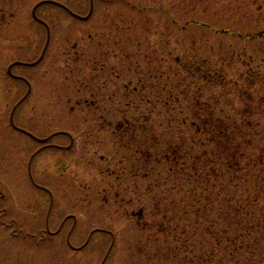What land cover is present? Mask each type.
I'll use <instances>...</instances> for the list:
<instances>
[{"label":"rangeland","instance_id":"374dc122","mask_svg":"<svg viewBox=\"0 0 264 264\" xmlns=\"http://www.w3.org/2000/svg\"><path fill=\"white\" fill-rule=\"evenodd\" d=\"M52 1L91 10L0 0V264H264V167L208 143L204 194L168 150L264 127V0Z\"/></svg>","mask_w":264,"mask_h":264},{"label":"trees","instance_id":"16d2710c","mask_svg":"<svg viewBox=\"0 0 264 264\" xmlns=\"http://www.w3.org/2000/svg\"><path fill=\"white\" fill-rule=\"evenodd\" d=\"M180 134L181 133H179V135ZM193 134H201L204 136V138L201 139L200 137H198V135L197 139L192 137L188 145L186 146V149L182 145L181 136L178 137L179 139L176 142H169L170 148L168 147V150L172 151V164L170 167L171 170L176 167L180 168L182 170L180 174H186L190 178L194 176L195 180H198L199 184L201 185L204 194L206 192H210L209 186L208 184H206V179L209 181V177H207V175L215 177L219 173L218 170H214V168L210 167L213 166L219 155L217 158H215L214 153H211L207 150L208 143H222L224 147L225 143L233 144V147L229 148L230 150H233L232 160L230 161L229 159H227V164L223 166H232L234 168V178L232 181L233 187L240 185L241 183L245 184V182L248 180V177L251 176L248 174V172H253L258 168L264 167V127L258 126V128H239L237 126H227L225 123H219L215 126L202 128L201 130L196 131V133ZM232 134L241 135L243 137V141L239 139H232ZM172 143H177V145L174 146L172 145ZM245 144H248L251 149H257V152L259 153V155L257 156L258 162H253L248 154H243L242 149ZM168 150H166V153H171ZM208 158H211L212 162L207 163ZM258 180L259 184H264V179L259 178ZM187 184L189 185V181H187ZM209 185L212 187L211 190L214 191L216 197H218L217 194H220V192L225 189L217 186L214 181ZM217 191L219 192L217 193ZM212 200H214L212 201L214 210H220V208H222V210L230 209L228 215L233 214L234 207L231 205V201L227 202L229 198H227L226 201L221 200L225 207L222 206L221 202L215 200L214 197H212ZM242 210L244 211V215L246 216L245 208H242ZM235 213L236 211L234 210V214ZM250 234L251 233H247V235Z\"/></svg>","mask_w":264,"mask_h":264},{"label":"water","instance_id":"95a60500","mask_svg":"<svg viewBox=\"0 0 264 264\" xmlns=\"http://www.w3.org/2000/svg\"><path fill=\"white\" fill-rule=\"evenodd\" d=\"M57 4H58V3H57ZM62 6H63V5H62ZM37 7H38V6H37ZM93 10H94V4H93V0H91V10H90V13H89L87 16H80V15H78V14L72 12L71 10H70V13H71L73 16L79 18L80 20H88V19L92 16ZM33 16H34V18H35L36 20H38L39 22H41V23H43V24L46 25V23H45L44 21L40 20V19L37 17V15H36V8L34 9ZM46 26H47V25H46ZM47 29H48V33H49V35H48V40H47V44H46V46H45V48H44V51H43L41 57H40L36 62H34V63H29V64H28V63H23V64H28V65H32V66H34V65L39 64V63L43 60V58H44V56H45V53H46V50H47V48H48L49 42H50V31H49V27H48V26H47ZM15 64H22V62H15L14 64H12V65L9 67V69H8V73H9V75H11V76H13V77H15V78H20V77H18V76H15V75L12 73V68H13V66H14ZM27 83H28V82H27ZM28 85H29V93H30V92H31V86H30L29 83H28ZM12 124L14 125L13 121H12ZM31 136L34 137L33 135H31ZM34 138H35L36 140L40 141V142H46V141L48 140V139H39V138H36V137H34Z\"/></svg>","mask_w":264,"mask_h":264},{"label":"flooded vegetation","instance_id":"af4514ba","mask_svg":"<svg viewBox=\"0 0 264 264\" xmlns=\"http://www.w3.org/2000/svg\"><path fill=\"white\" fill-rule=\"evenodd\" d=\"M70 137H71V144L69 145V147L68 148H71L72 146H73V144H74V139L72 138V136L71 135H69ZM52 138V136H49V137H46V138H41V139H48L46 142H41V143H43V147H47L49 144H47V142L50 140ZM48 229V231H49V228H47Z\"/></svg>","mask_w":264,"mask_h":264}]
</instances>
